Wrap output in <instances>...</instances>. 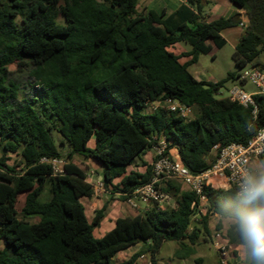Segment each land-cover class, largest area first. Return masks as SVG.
Listing matches in <instances>:
<instances>
[{"label": "trees", "instance_id": "16d2710c", "mask_svg": "<svg viewBox=\"0 0 264 264\" xmlns=\"http://www.w3.org/2000/svg\"><path fill=\"white\" fill-rule=\"evenodd\" d=\"M139 1L0 0V264H139L144 251L156 264L168 241L178 242L176 256L186 259L201 237L212 238L211 214L231 219L234 188H205L206 213L193 224L200 199L169 181L161 190L174 199L173 208L118 218L104 237L94 235L107 206L88 220L81 199L95 189L77 156L101 166L106 189L131 194L153 180L143 160L156 144L153 135L176 147L186 168L198 174L213 163V146L247 144L264 126V96L255 97L256 117L218 97L237 73L212 83L188 70L207 42L217 49L227 44L222 32L238 27L240 14L208 22L204 0H188L169 16L139 11ZM227 1L247 21L232 56L236 67L253 63L264 70L258 62L264 0ZM177 44L191 49L176 55L170 48ZM182 57L189 60L182 63ZM17 62L30 66L25 81L9 70ZM169 99L191 107L194 117L165 108L146 112L149 103ZM11 155L22 162L10 165ZM63 159V172L55 173L51 161ZM139 160L146 170L128 171ZM224 237L240 245L234 224ZM140 243L146 250L115 261Z\"/></svg>", "mask_w": 264, "mask_h": 264}, {"label": "built area", "instance_id": "2783aa9c", "mask_svg": "<svg viewBox=\"0 0 264 264\" xmlns=\"http://www.w3.org/2000/svg\"><path fill=\"white\" fill-rule=\"evenodd\" d=\"M245 25V22H241L239 26L244 28ZM247 83H251L256 91H246L244 86ZM218 95L221 96V92ZM256 96H264V70L253 63H249L241 69L237 79L227 90L226 97L246 109H251L252 114L256 117L258 113ZM150 107L152 108L151 112L148 111ZM158 108H165L182 118H189L193 114L191 107L170 99L149 103L146 112L152 113ZM151 141L156 143L153 147L155 156L151 163L152 182L139 187L131 194H121L125 197L126 204L133 210L140 211V213H146L153 209L173 208L174 199L170 194L164 193L161 188L167 182L175 181L186 186L187 190L198 196L200 199L198 214H205L207 207L206 197L203 193L205 188L214 190L234 188L238 195L239 185L245 173L257 170L264 161V126L253 135L247 144L232 143L227 146H213L210 152L213 163L207 170L198 174H194L186 168L178 149L176 147L168 148L164 138L159 139L153 135ZM51 163L55 173L63 172L60 164L64 165V163L61 160H53ZM92 177L93 174H87V181L91 185H93ZM98 184L103 185L101 181H98ZM212 239L214 247L220 254L222 264H227L230 245L224 234L216 230L213 232Z\"/></svg>", "mask_w": 264, "mask_h": 264}, {"label": "rangeland", "instance_id": "374dc122", "mask_svg": "<svg viewBox=\"0 0 264 264\" xmlns=\"http://www.w3.org/2000/svg\"><path fill=\"white\" fill-rule=\"evenodd\" d=\"M230 4L227 0H223ZM246 29V27H245ZM245 32V31H244ZM228 36V42L222 49H217L211 42H207V44L204 46L203 52L199 56V60L196 65L191 67L192 73H194L197 77L207 81V82H219L223 81L227 78L229 73H237L239 74L241 72V69L236 67L234 61H233V54L235 52V46L233 39ZM187 48L191 49L190 46L186 45ZM258 62L262 64L264 67V54L261 55L258 59ZM10 72L13 73V77L17 78L19 81H25L27 78V74L30 70V66L26 62H17L9 67ZM234 82L228 81L225 83V87L221 90V96H218L220 98H224L227 96V90L233 85ZM238 83V82H236ZM244 89L248 92H255L256 88L251 84L247 83L244 86ZM152 108L150 107L148 109L149 112H151ZM194 117V110L193 114L189 117V119H192ZM1 154V150H0ZM22 159L19 157H16L15 155L10 156V165L18 164ZM147 160V159H144ZM151 160V159H150ZM64 163V159L61 160ZM22 162V161H21ZM146 162V161H145ZM75 163L83 168L88 174H93V177L91 179L92 184L95 186V194H110V199L105 202V205H114L116 203V207L114 209H117V215L124 216L125 213L119 211V207H122L126 209L125 204V197H122L119 193H114L113 188L106 189L103 185L101 187L100 184H98V172L101 171L100 165H96L94 162L90 160H86L85 158H82L80 156H77L75 158ZM62 165V164H60ZM129 171L135 170V171H145L143 163L139 160L137 161L133 166L129 167ZM118 180L116 181V183ZM179 184V182H177ZM183 190H187L186 186H183L179 184ZM104 190V191H103ZM203 208V206H202ZM205 212V210H204ZM87 214L90 216V220H92V214L87 208ZM198 216L196 219H194L193 224H199L201 220V216L197 214ZM103 224V223H102ZM215 225V226H214ZM216 225L217 223H213V232L216 231ZM102 225L100 227L95 228V236L99 238V231H103ZM191 230V229H190ZM144 249L148 247V245L144 244ZM180 248L178 242L175 241H168L165 242L159 251L156 254V264H222L220 254L216 250V248L213 245V239L208 238L204 239V237L200 238L198 240V244L196 246H193L194 252L191 253L188 258L181 259L176 256V252ZM143 249V250H144ZM128 251L126 253H121V255L117 256L115 261L117 263H122L124 261L129 260ZM145 260L144 264H151V256L148 251H144Z\"/></svg>", "mask_w": 264, "mask_h": 264}, {"label": "crops", "instance_id": "0c3cea01", "mask_svg": "<svg viewBox=\"0 0 264 264\" xmlns=\"http://www.w3.org/2000/svg\"><path fill=\"white\" fill-rule=\"evenodd\" d=\"M204 2L205 3L208 2V4L206 3V5L204 6V15H205L206 21L210 22V21L216 20V19L221 18V17L230 18V17H233V16L240 14V16H239L240 19H242V22H245V24L247 25V21H246L245 16H244V11L239 9L238 7L234 6L230 2H229L230 4H228L227 2H225L223 0H204ZM187 3H188V0H140L138 9H139V11H144V12H148L149 10H154L158 14L165 12L166 16H169L174 11H176L181 5H186ZM246 25H245V27H246ZM245 27L242 28V27L238 26V27H235L232 29L225 30L222 32V36L228 42V36L227 35H229L233 39L234 46L236 48L237 44L239 43L241 37L244 34ZM170 51L176 55H182V54L189 52L190 49L187 48V46L185 44H177L174 47H171ZM188 60H189V58L182 57L180 61L182 63H185ZM196 64L191 65L188 68V70L198 81H205V80L197 77L194 73H192L191 67L196 65ZM94 144H95L94 140H91L89 142L90 147H94ZM154 156H155L154 150L147 151L146 154L143 156V160L147 159L144 161H146L147 164L151 165ZM63 166L64 165H61L62 170H63ZM144 169L146 170V166H144ZM140 172H142V171H140ZM100 174H101V171L98 172V177H97L98 181H99ZM101 187H102V185H101ZM109 199H110V194H93V196L91 198H82L81 199V202L83 203V205L85 207L86 215H87V218L89 221H91L90 220L91 218L87 214V208H89V210L92 214V217H94L96 210L103 208L105 206V202L108 201ZM123 204H125L126 209H124L122 207H119L118 209H119V211L126 214L124 216H119L116 214L117 209H114L116 207V203H114V205H110L109 207H108V205H106L107 209L105 211V216H104V219L102 220V222L100 224V226L102 225V227H103L102 228L103 231H101V232L99 231V238L104 237L108 232H110L111 230L114 229V227L116 225V220L118 218L135 217L139 214H142V213H140V211H136V210H133L132 208H130L126 204V202H124ZM214 222L217 224L219 222L221 223L222 234H225L226 231L228 230V228L233 224L231 219H224V218H221L220 216H218L217 214H211L209 217V220H208V225H209V228L212 231V233H213V223ZM94 235H95V230H94ZM144 247H145L144 244L140 243L136 246L129 248L126 251L120 252L117 256L121 255V253H126L128 251H131V252H129V256L131 257L135 253H138L141 250H143ZM0 248H2V245L0 246ZM141 256H143V258H141ZM141 256L138 258L137 263L144 264L145 260H143V259H145V255L143 254ZM227 260H228L227 264H244L245 257H244V253L241 251L240 245H230Z\"/></svg>", "mask_w": 264, "mask_h": 264}, {"label": "clouds", "instance_id": "9594fccd", "mask_svg": "<svg viewBox=\"0 0 264 264\" xmlns=\"http://www.w3.org/2000/svg\"><path fill=\"white\" fill-rule=\"evenodd\" d=\"M229 215L244 253V264H264V163L242 177Z\"/></svg>", "mask_w": 264, "mask_h": 264}, {"label": "water", "instance_id": "95a60500", "mask_svg": "<svg viewBox=\"0 0 264 264\" xmlns=\"http://www.w3.org/2000/svg\"><path fill=\"white\" fill-rule=\"evenodd\" d=\"M101 180H102V176L99 177V181H101Z\"/></svg>", "mask_w": 264, "mask_h": 264}]
</instances>
